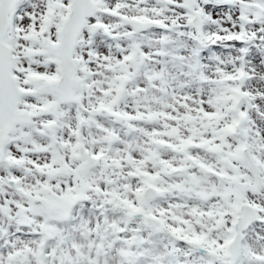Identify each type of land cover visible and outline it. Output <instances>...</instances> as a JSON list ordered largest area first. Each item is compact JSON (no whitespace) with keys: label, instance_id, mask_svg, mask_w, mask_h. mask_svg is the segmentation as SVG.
I'll use <instances>...</instances> for the list:
<instances>
[{"label":"snow or ice","instance_id":"6c2138e0","mask_svg":"<svg viewBox=\"0 0 264 264\" xmlns=\"http://www.w3.org/2000/svg\"><path fill=\"white\" fill-rule=\"evenodd\" d=\"M0 264H264V0H0Z\"/></svg>","mask_w":264,"mask_h":264}]
</instances>
